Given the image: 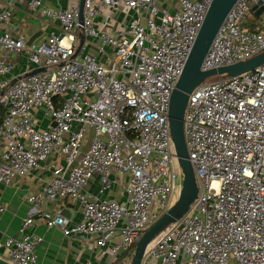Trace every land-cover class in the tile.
I'll return each mask as SVG.
<instances>
[{
    "label": "built area",
    "instance_id": "obj_1",
    "mask_svg": "<svg viewBox=\"0 0 264 264\" xmlns=\"http://www.w3.org/2000/svg\"><path fill=\"white\" fill-rule=\"evenodd\" d=\"M13 1L0 11L3 27ZM24 1L58 30L28 46L23 35L0 30V188L57 151L62 165L27 200L35 210L66 198L80 218L69 223L59 211L43 210L37 220L83 237L103 264H127L129 249L181 188L168 106L212 0L161 6L162 0H85L81 25L78 3ZM256 1L236 0L201 70L264 48V10L257 30L241 26ZM116 15L124 18L120 27L107 28ZM79 33L96 40L97 53L84 41L77 51ZM22 49L33 66L14 75L7 55ZM37 67L44 70L25 75ZM183 131L197 194L147 246L140 264H264V64L201 80L188 95ZM94 176L97 192L87 189ZM115 184L123 187V200L103 197ZM3 206L0 195V212ZM31 223L29 214L22 236L0 240L9 264H38L35 249L43 238L25 232Z\"/></svg>",
    "mask_w": 264,
    "mask_h": 264
},
{
    "label": "crops",
    "instance_id": "obj_2",
    "mask_svg": "<svg viewBox=\"0 0 264 264\" xmlns=\"http://www.w3.org/2000/svg\"><path fill=\"white\" fill-rule=\"evenodd\" d=\"M9 0H0V11L8 6ZM53 7L68 8L78 3V0H42ZM10 21L3 27L0 23V30L6 28L13 36L23 35L26 45L37 44L45 39L52 30L57 31V22L47 19L39 14L31 12L24 0H14L10 6ZM102 17L99 18L101 20ZM124 18L116 15L109 22L107 28H119L120 22ZM86 50L97 53L95 39L85 38ZM7 60L11 65V73L19 75L25 71L26 67L33 64L27 60V50L22 49L7 55ZM41 122V127H45ZM63 157L57 151L48 155L42 166L33 168L25 173L16 174L8 185L0 188V195L3 202V210L0 212V240L6 235L15 237L22 236L19 227L23 220L32 215L33 223L25 228V232H35L42 236L43 240L36 246L35 252L38 264H103L99 259L96 250L80 235H65L59 227L47 226L37 220L38 214L43 210L54 214L59 211L69 219V223L80 218L75 202L66 198H57L46 202V207L39 206L32 208V204L27 200L30 194L41 191L51 179L54 169L62 165ZM91 192H97L98 180L94 176L87 185ZM108 196L123 200L124 190L119 184L112 185L110 189L104 191L103 197ZM0 258L8 262L6 253L1 251Z\"/></svg>",
    "mask_w": 264,
    "mask_h": 264
},
{
    "label": "water",
    "instance_id": "obj_3",
    "mask_svg": "<svg viewBox=\"0 0 264 264\" xmlns=\"http://www.w3.org/2000/svg\"><path fill=\"white\" fill-rule=\"evenodd\" d=\"M84 2L85 0H78V20L80 25L82 24L81 20H83ZM235 2L236 0L211 1L183 69L172 89L168 106L169 131L176 152L175 156L182 171L181 188L174 203L142 232L140 238L134 245V251L131 255L129 264H140L147 246L169 224L175 222L187 210L189 204L196 197L197 186L192 167L187 157L183 131V113L191 90L205 78L221 75H237L264 64L263 48L259 53L247 59L207 70L200 69L201 63L215 34ZM263 10L264 0H257L250 7L251 13L256 17H258ZM83 41L84 36L79 33L77 51L81 47ZM43 70L44 67H37L26 72L25 75H32ZM0 264L9 263L0 258Z\"/></svg>",
    "mask_w": 264,
    "mask_h": 264
},
{
    "label": "trees",
    "instance_id": "obj_4",
    "mask_svg": "<svg viewBox=\"0 0 264 264\" xmlns=\"http://www.w3.org/2000/svg\"><path fill=\"white\" fill-rule=\"evenodd\" d=\"M258 20H259V16L256 17L252 13H250V15L245 20L242 21L241 26L243 29L257 30L259 28ZM2 117H3V112L0 107V123Z\"/></svg>",
    "mask_w": 264,
    "mask_h": 264
},
{
    "label": "rangeland",
    "instance_id": "obj_5",
    "mask_svg": "<svg viewBox=\"0 0 264 264\" xmlns=\"http://www.w3.org/2000/svg\"><path fill=\"white\" fill-rule=\"evenodd\" d=\"M164 3V0H162L161 2L159 1L158 4H160V6ZM210 78H215V76H212ZM178 188L177 190L175 191L174 193V196H173V200H172V204L174 203V201L176 200L177 198V195H178ZM133 251H134V247H132L131 249H129L128 251V254L124 257V260L126 261L127 264H129L130 262V258H131V255L133 254Z\"/></svg>",
    "mask_w": 264,
    "mask_h": 264
}]
</instances>
